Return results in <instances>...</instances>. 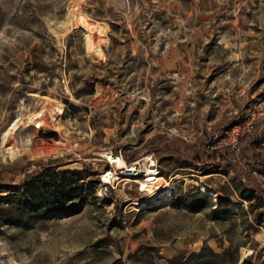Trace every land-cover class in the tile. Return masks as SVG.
Wrapping results in <instances>:
<instances>
[{"label": "rangeland", "instance_id": "1", "mask_svg": "<svg viewBox=\"0 0 264 264\" xmlns=\"http://www.w3.org/2000/svg\"><path fill=\"white\" fill-rule=\"evenodd\" d=\"M252 118L236 160L215 136ZM61 170L85 192L32 212L23 182ZM244 263L264 264V0H0V264Z\"/></svg>", "mask_w": 264, "mask_h": 264}, {"label": "trees", "instance_id": "2", "mask_svg": "<svg viewBox=\"0 0 264 264\" xmlns=\"http://www.w3.org/2000/svg\"><path fill=\"white\" fill-rule=\"evenodd\" d=\"M82 180L81 173L75 170L34 175L22 184L23 194L28 198L25 204L32 212L45 210V213H50L73 195L82 196L85 192L81 185Z\"/></svg>", "mask_w": 264, "mask_h": 264}, {"label": "bare ground", "instance_id": "3", "mask_svg": "<svg viewBox=\"0 0 264 264\" xmlns=\"http://www.w3.org/2000/svg\"><path fill=\"white\" fill-rule=\"evenodd\" d=\"M82 19H83L82 20V22H83L84 21V18H82ZM93 26L95 27L97 25H91L90 24L89 26H85V28L90 31V30H92V27ZM89 33L90 34H88L87 37H86V47H87L88 52L90 54H97L101 60H104L105 56H104L103 52L101 51V49L99 48V46H96L97 44L95 43V38L92 35V33L91 32H89ZM43 116H44L43 112H38V113L34 114V118L37 119V120L42 119ZM19 122H20V120L16 121L12 125V127L4 135V137H3V143H2L3 150H4V148L7 147L8 142L11 141V139L13 138L12 135L15 134L18 131V129H19ZM36 126L38 128H41L42 127V121H38L36 123ZM7 151L9 153V155H10L9 157L11 159H17V158H19V157H21L23 155L21 153V151L19 150V148L15 147V146H12L10 148H7ZM102 156H104L105 158H107V160L109 161L110 165H114L115 164L118 168H121V169L127 168L126 173H136L138 171V168H135L134 166L133 167L127 166L126 162L122 158H120L118 156H115L111 152L103 153ZM147 160L148 159L146 158V160L145 161L143 160V161L146 163ZM145 163H144V165H145ZM138 164L139 163H136L135 165H138ZM146 168H148L147 179L144 182H140V183H141V185L143 187H146V191L148 192V194L155 195L158 192L157 190L162 187L161 185H163L164 182H167V181L165 180L164 177H162L161 175H158L157 174V171L153 169V166L152 167H146ZM124 179H126V178H124ZM106 182H108V180H106ZM203 191L210 194V192L207 189H205V188H203Z\"/></svg>", "mask_w": 264, "mask_h": 264}, {"label": "built area", "instance_id": "4", "mask_svg": "<svg viewBox=\"0 0 264 264\" xmlns=\"http://www.w3.org/2000/svg\"><path fill=\"white\" fill-rule=\"evenodd\" d=\"M253 118L244 121L241 124L234 125L224 131L223 134L215 136V142L218 146H228L231 147L233 152V157L236 160L240 159L241 156V143L243 138L251 133L254 129Z\"/></svg>", "mask_w": 264, "mask_h": 264}, {"label": "water", "instance_id": "5", "mask_svg": "<svg viewBox=\"0 0 264 264\" xmlns=\"http://www.w3.org/2000/svg\"><path fill=\"white\" fill-rule=\"evenodd\" d=\"M48 133L49 134H54L55 132L51 130V131H48Z\"/></svg>", "mask_w": 264, "mask_h": 264}]
</instances>
